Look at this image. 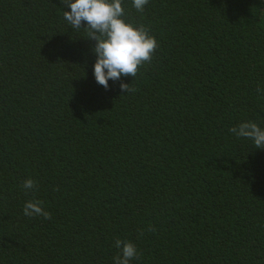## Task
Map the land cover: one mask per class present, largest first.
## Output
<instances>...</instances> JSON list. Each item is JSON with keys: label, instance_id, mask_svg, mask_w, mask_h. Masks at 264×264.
Here are the masks:
<instances>
[{"label": "trees", "instance_id": "trees-1", "mask_svg": "<svg viewBox=\"0 0 264 264\" xmlns=\"http://www.w3.org/2000/svg\"><path fill=\"white\" fill-rule=\"evenodd\" d=\"M122 7L160 46L106 90L63 0H0V264H114L116 239L130 264H264V149L229 131L264 128V0Z\"/></svg>", "mask_w": 264, "mask_h": 264}, {"label": "clouds", "instance_id": "clouds-1", "mask_svg": "<svg viewBox=\"0 0 264 264\" xmlns=\"http://www.w3.org/2000/svg\"><path fill=\"white\" fill-rule=\"evenodd\" d=\"M149 0H132L137 12H143ZM63 4L71 9L64 11L63 18L73 29L81 30L82 25L88 34V39L96 42L93 49L96 55L94 76L96 82L108 89V81H119L122 76H131L133 79L139 74L141 68L150 64L159 42L151 35L150 28L143 24L128 22L123 0H63ZM122 92H135L132 84L121 83ZM257 92L264 98V89L257 88ZM237 138L250 139L256 148L264 149V128L251 120L241 122L229 129ZM36 182L27 179L22 188L31 191ZM23 214L26 217H43L51 219V213L46 211L43 202L32 199L25 202ZM140 235L144 230H139ZM148 231L154 232V227ZM115 248L118 253L113 257L114 264H130L133 259H139L140 253L134 243L127 240L116 239Z\"/></svg>", "mask_w": 264, "mask_h": 264}]
</instances>
